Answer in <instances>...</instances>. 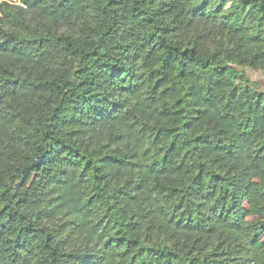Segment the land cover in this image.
<instances>
[{
    "label": "trees",
    "instance_id": "16d2710c",
    "mask_svg": "<svg viewBox=\"0 0 264 264\" xmlns=\"http://www.w3.org/2000/svg\"><path fill=\"white\" fill-rule=\"evenodd\" d=\"M0 3V264H238L264 196V0Z\"/></svg>",
    "mask_w": 264,
    "mask_h": 264
},
{
    "label": "rangeland",
    "instance_id": "374dc122",
    "mask_svg": "<svg viewBox=\"0 0 264 264\" xmlns=\"http://www.w3.org/2000/svg\"><path fill=\"white\" fill-rule=\"evenodd\" d=\"M247 72L250 79L264 89V76L258 71ZM238 191L245 214L241 220L233 221L225 243L227 260L238 264H264V196L259 194L255 179L240 186Z\"/></svg>",
    "mask_w": 264,
    "mask_h": 264
},
{
    "label": "built area",
    "instance_id": "2783aa9c",
    "mask_svg": "<svg viewBox=\"0 0 264 264\" xmlns=\"http://www.w3.org/2000/svg\"><path fill=\"white\" fill-rule=\"evenodd\" d=\"M2 2H7V3L17 4V5L23 6L19 0H1L0 3H2Z\"/></svg>",
    "mask_w": 264,
    "mask_h": 264
}]
</instances>
